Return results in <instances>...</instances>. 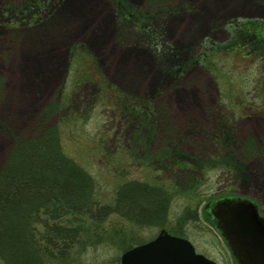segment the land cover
I'll use <instances>...</instances> for the list:
<instances>
[{"label":"rangeland","instance_id":"rangeland-1","mask_svg":"<svg viewBox=\"0 0 264 264\" xmlns=\"http://www.w3.org/2000/svg\"><path fill=\"white\" fill-rule=\"evenodd\" d=\"M122 1L131 13L116 0H0V167L16 140L55 127L59 152L93 180L91 209L128 183L165 185L155 224L40 212L96 227L81 264H117L162 228L237 264L206 205L246 197L264 214V42H225L229 26H264V0Z\"/></svg>","mask_w":264,"mask_h":264},{"label":"trees","instance_id":"trees-1","mask_svg":"<svg viewBox=\"0 0 264 264\" xmlns=\"http://www.w3.org/2000/svg\"><path fill=\"white\" fill-rule=\"evenodd\" d=\"M116 2L122 13H131L125 5L132 8L130 4L122 0ZM245 24L236 25L247 26ZM255 25L257 23L251 26ZM232 40L229 43H233ZM235 41L234 45L240 42ZM57 140L55 127H48L34 139H18L0 167L2 264H81L84 245L97 242L86 235L89 230L96 229L95 226L82 225L77 217L64 222L61 218L60 221H52V218L50 221L48 217L42 219L40 212L56 215L57 219L61 212L86 213L100 219L118 213L128 220L155 224L166 207L168 197L166 189L162 188L165 185L143 181L123 185L113 203L100 210L91 209L94 204L93 180L59 152ZM174 174L170 176L171 180ZM51 205L56 206L53 208L56 214L48 208ZM39 221L40 229L36 226ZM76 221L79 223L75 224ZM105 242L103 239L102 243Z\"/></svg>","mask_w":264,"mask_h":264},{"label":"water","instance_id":"water-1","mask_svg":"<svg viewBox=\"0 0 264 264\" xmlns=\"http://www.w3.org/2000/svg\"><path fill=\"white\" fill-rule=\"evenodd\" d=\"M238 264H264V216L248 199L224 197L206 205ZM120 264H215L184 238L162 231L120 256Z\"/></svg>","mask_w":264,"mask_h":264},{"label":"flooded vegetation","instance_id":"flooded-vegetation-1","mask_svg":"<svg viewBox=\"0 0 264 264\" xmlns=\"http://www.w3.org/2000/svg\"><path fill=\"white\" fill-rule=\"evenodd\" d=\"M228 33H229V36L228 38L225 40V42H229V40L232 38L233 40V43L231 42L230 44L233 46L235 44V40H239L240 38H242L243 36H237L238 34H243V33H246V34H249L251 35V37H254V40H255V43H258V42H261V41H264V26H229L228 27ZM237 34V35H236ZM248 39H250V37H248ZM256 48V46H255ZM251 49H249V51L247 52H244V54L248 53V52H251L250 51ZM255 51V49H254ZM250 54V53H249ZM261 55H262V59L264 60V51L261 52ZM250 108V107H249ZM248 108V109H249ZM167 142H170L167 140ZM250 144L251 142L248 144L249 145V148H250ZM260 149H256V151H259ZM257 153V152H256ZM260 154V153H258ZM256 154V156L258 155ZM162 155L166 156V157H169V153L165 150H163V153ZM262 161H264V154L262 155ZM165 160V159H164ZM159 162L158 160H154L153 162ZM233 167V166H232ZM241 172L242 170L245 171V168L243 167V164L240 162L239 163H235V167H234V170L232 171L233 173L237 170ZM243 173V172H242ZM241 173V174H242ZM245 173V172H244ZM170 175V174H169ZM252 200H255V199H252ZM256 201V200H255ZM257 202V201H256ZM258 204V202L256 203ZM258 208H259V204H258ZM260 212V211H259ZM261 214V212L259 213ZM264 215V214H262Z\"/></svg>","mask_w":264,"mask_h":264},{"label":"bare ground","instance_id":"bare-ground-1","mask_svg":"<svg viewBox=\"0 0 264 264\" xmlns=\"http://www.w3.org/2000/svg\"><path fill=\"white\" fill-rule=\"evenodd\" d=\"M178 25H179V23H178V24L175 23V25H174V30H176V28H177Z\"/></svg>","mask_w":264,"mask_h":264}]
</instances>
